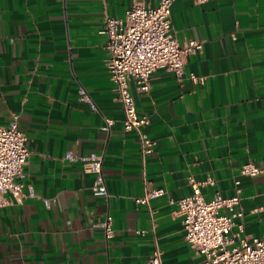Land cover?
Listing matches in <instances>:
<instances>
[{"label":"crops","instance_id":"crops-1","mask_svg":"<svg viewBox=\"0 0 264 264\" xmlns=\"http://www.w3.org/2000/svg\"><path fill=\"white\" fill-rule=\"evenodd\" d=\"M137 1L160 0H0V125L19 115L31 152L16 180L25 197L5 194L0 208V264H145L156 243L164 264H204L176 204L193 193L191 179L214 180L202 186L207 200L240 188L243 235L264 237V0L173 2L178 40L204 48L186 58L182 80L158 70L149 94L131 82L156 142L145 166L137 133L124 131L100 33ZM69 152L104 156L109 196L93 194L95 176L66 161ZM247 162L262 173L241 175ZM146 188L162 191L149 207L135 202ZM108 214L111 240L100 226Z\"/></svg>","mask_w":264,"mask_h":264},{"label":"built area","instance_id":"built-area-1","mask_svg":"<svg viewBox=\"0 0 264 264\" xmlns=\"http://www.w3.org/2000/svg\"><path fill=\"white\" fill-rule=\"evenodd\" d=\"M175 0H160L157 6L134 2L124 19L107 16L101 34L107 41V66L114 89L123 105L124 131L136 132L139 138L143 164L154 152L156 142L145 132L150 124L147 115L139 114L131 90V82L138 92L149 94L152 75L158 70L174 74L179 80L185 77L186 58L204 48V42L188 39L180 42L173 30L171 7ZM202 3L206 0H196ZM195 81L203 79L191 76ZM81 100L91 102L84 89L80 90ZM107 127L114 121L106 118ZM27 138L19 127V115L15 114L8 125H0V208L7 202L5 194L11 193L21 202L25 197L23 185L17 179L25 177V167L30 157ZM69 162H81L84 171L95 176L92 188L96 196H109L104 174V156L90 154L78 156L69 152L65 156ZM262 169L253 162L241 167V175L255 177ZM144 181L146 174L144 170ZM193 193L180 199L178 215L183 220L185 240L193 250L204 256V264H264V237L244 236V223L240 220L244 213L240 209L241 189L233 196L225 197L216 192L211 200L202 193V186L213 185L214 180L196 182L191 179ZM162 194L161 190L145 189L142 197L135 198L138 205L150 206L152 198ZM240 220V221H239ZM107 240L115 237L113 217L108 214L100 224ZM237 228L236 233L233 232ZM145 233V232H139ZM163 251L156 243L145 264H164Z\"/></svg>","mask_w":264,"mask_h":264}]
</instances>
